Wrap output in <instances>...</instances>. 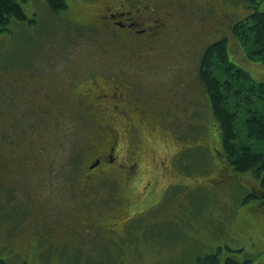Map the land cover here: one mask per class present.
Returning a JSON list of instances; mask_svg holds the SVG:
<instances>
[{"label": "rangeland", "instance_id": "rangeland-1", "mask_svg": "<svg viewBox=\"0 0 264 264\" xmlns=\"http://www.w3.org/2000/svg\"><path fill=\"white\" fill-rule=\"evenodd\" d=\"M67 1L53 11L45 0H28L29 21L0 32V255L13 264H193L221 246L222 264L229 255L264 264L261 178L235 171L225 156L222 167L221 130L198 78L213 40L207 23L216 14L214 28L231 38L246 1ZM256 1L264 9V0ZM109 6L132 15L138 8V17H120L136 25L113 26ZM229 47L232 60L264 79V62L250 59L236 40ZM32 72L55 86L69 73L76 84L62 86L59 105L40 108ZM127 86L150 104L133 107ZM94 95L101 98L92 101ZM106 124L119 135L117 161L130 166L136 151L141 160L129 202L123 191L117 204L106 202V187L123 184L119 169L103 163L87 170L109 134ZM82 179L96 183L91 206L78 203ZM170 179L178 184L158 199ZM147 181L160 207L143 199ZM84 214L99 224L92 233L80 229ZM110 223L121 235L107 230Z\"/></svg>", "mask_w": 264, "mask_h": 264}, {"label": "trees", "instance_id": "trees-1", "mask_svg": "<svg viewBox=\"0 0 264 264\" xmlns=\"http://www.w3.org/2000/svg\"><path fill=\"white\" fill-rule=\"evenodd\" d=\"M27 1L0 0V32L7 30L15 21L29 19L23 7ZM45 1L53 11L66 9L68 5L67 0ZM245 1L247 12L232 21L231 38L222 37L219 32L221 29L214 28L220 22V17L216 14H213L215 22L207 23L206 37L213 40L202 53L198 78L209 98L212 117L221 130L223 152H217L222 156V167L226 165L223 158L225 156L235 171L252 172L261 178L264 187V79L254 78L247 69L232 60L229 47L231 39L236 40L244 47L250 59L264 62V9L258 8L256 0ZM251 1L256 2L255 9L252 10L249 8ZM177 184L171 180L169 186L173 188ZM165 195L163 198L168 197ZM254 195L256 194L249 193L248 198ZM159 203L160 201L154 205ZM161 204L162 202L158 207ZM227 248L230 249V246ZM222 250L223 247H217L198 257L193 264H222ZM251 261L241 262L229 255L225 264H249ZM0 264L13 263L0 255Z\"/></svg>", "mask_w": 264, "mask_h": 264}, {"label": "flooded vegetation", "instance_id": "flooded-vegetation-1", "mask_svg": "<svg viewBox=\"0 0 264 264\" xmlns=\"http://www.w3.org/2000/svg\"><path fill=\"white\" fill-rule=\"evenodd\" d=\"M138 3H143L142 0H138L136 1ZM198 2V1H196ZM146 7L147 4H145ZM138 9V8H137ZM137 9L134 10L135 15H132L133 10L131 9H121V8H115L113 9L112 7H107V13H106V18L111 22V24L117 27H123V26H129V27H133L136 25V22L132 21H128L127 19H121L120 17L124 16V15H129L128 17H130L131 19L134 17H138L139 14L136 13ZM126 16V18H128ZM32 81L36 80L38 86H36L35 88V95H34V100L37 103V106H43L40 108H44V107H48L49 105L52 106H57L59 105L58 103H56V100L59 98H62L64 96L65 93H67L66 89H64L62 86L65 85H69L70 83L72 84H76L75 80H72V78H68V76L70 75L69 73L67 74V78H62V82L61 85H56L55 84H49L46 81H40L42 77H44V75L42 74H38L36 75L35 72H32ZM79 76L81 74H78ZM95 74L92 73V77H94ZM72 81V82H71ZM60 88L58 91L53 90V88ZM46 90V92L43 95H39L40 91H44ZM135 91H130L128 89L127 86V91L124 94L125 100L127 99V101L129 103L132 104L133 107H136L140 110H142V105H149L150 104V100L146 99L143 101H138L139 100V96L135 95L134 93ZM81 94H84V92H80ZM105 93V92H103ZM130 95H132V97H130ZM107 95H105L106 97ZM79 97V95L77 96ZM99 97L98 95H94V97L92 98V101L97 100ZM118 98V97H117ZM141 100V99H140ZM85 103V102H84ZM152 103V101H151ZM113 107L115 109L116 105L112 104L111 106H109L108 108ZM103 123V122H102ZM102 123H99V125H103ZM109 124L104 125L106 131L109 133L107 134H102V139L100 141V150L98 151L96 157L93 159V161L88 165L87 170L89 171V173H92L95 171L96 168H98L101 164L105 163L106 165H108L111 168H115V169H119L120 172H122V176H123V184L120 187H117V183L116 180H114V182H112L111 184L115 185V191L110 190L108 187L107 190L108 194L110 195V197L107 196L106 198V202L108 203H112V204H117L121 197H122V191H123V197L126 200V202H129L132 199V193L136 190V187L134 185V182L132 181L135 177H136V167L138 166V164L140 163V159L138 158V151H136V153H134L133 157V161L132 164L130 166H127L124 163L118 162L117 161V157L118 154L116 153V151L119 148V138H118V133H116L114 130H112V128L108 127ZM136 127V126H135ZM135 127L133 126V130H135ZM129 130H131V126L128 128ZM107 136V137H106ZM98 160L99 161V165L93 167L92 165L94 164V160ZM96 174V173H95ZM85 178H88V175H85ZM85 180L82 179V183L80 186V190H78L77 193V199H78V203L79 205L82 203V201L86 202V205L90 206L92 205V202L97 199L96 195V191L94 189V186L96 183H92L91 182L89 184H87ZM147 183L149 184V182L147 181L146 184L143 186V188L145 189V197L143 199H147L148 202H150V205H154L156 204L158 201L154 200L155 196L152 195V193L154 192V187L152 189H150L151 184L147 185ZM171 184V182H169L167 184L166 189L162 192V194L160 195V198L158 199H162L164 197V195L166 194L167 191H169L171 189V187L169 186ZM86 185V187H85ZM106 185L108 186L109 183H106ZM146 185L148 186V188L146 187ZM84 187V188H83ZM123 187V190H120V188ZM170 187V188H168ZM82 188V189H81ZM104 194V195H105ZM104 195L102 196V199L104 198ZM126 206V205H125ZM151 207V206H150ZM124 209L126 210V208L124 207ZM85 211V210H84ZM87 212V211H86ZM82 214V213H81ZM85 217H82L79 215V220L78 223L80 225V229L83 231L84 234H88V233H92L93 228H97L99 224L97 223L96 219H92L91 215L89 214H84ZM113 223H110L109 227L107 230H110L112 234L115 235H121V233L118 231V226H111Z\"/></svg>", "mask_w": 264, "mask_h": 264}, {"label": "water", "instance_id": "water-1", "mask_svg": "<svg viewBox=\"0 0 264 264\" xmlns=\"http://www.w3.org/2000/svg\"><path fill=\"white\" fill-rule=\"evenodd\" d=\"M99 163V161H97L95 164H93L92 166L95 167L97 164Z\"/></svg>", "mask_w": 264, "mask_h": 264}]
</instances>
